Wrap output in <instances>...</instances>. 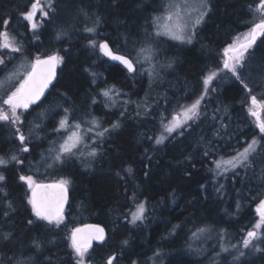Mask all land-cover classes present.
<instances>
[{"label": "trees", "instance_id": "obj_1", "mask_svg": "<svg viewBox=\"0 0 264 264\" xmlns=\"http://www.w3.org/2000/svg\"><path fill=\"white\" fill-rule=\"evenodd\" d=\"M171 1L39 0L48 15L40 11L33 29L22 13L35 0H0V31L14 36L20 48H0V78L25 58L62 57L51 92L23 112L21 131L28 142L22 145L16 128L0 121V156L12 151L23 161L0 168L6 177L0 182V264H76L71 232L88 222L107 230L106 239L89 248L88 264H107L113 255L114 264H151L154 256H159L156 264H210L208 255L197 258L187 249L195 232H225L233 243L255 223V208L264 197V133L248 109L252 95L264 101V35L248 52L240 80L225 73L205 94L203 81L223 66V49L253 25L260 0H207L205 20L190 43L153 35L156 18ZM102 41L132 60L150 48L154 63L146 70L135 64L129 72L105 56ZM107 89L118 102L108 104ZM201 96L199 115L157 144L161 119L167 124ZM65 115L69 121L96 115L107 131L93 159L82 163L75 152L40 175H63L69 183L65 222L54 229L35 217L20 176L57 152L52 145L62 140L64 132L56 129ZM115 123L119 127L113 128ZM254 139L255 151L238 170L217 171L216 161ZM24 146L29 151H22ZM140 202L147 207L145 219L132 224L130 213ZM238 264H264V239L243 250Z\"/></svg>", "mask_w": 264, "mask_h": 264}, {"label": "snow or ice", "instance_id": "obj_2", "mask_svg": "<svg viewBox=\"0 0 264 264\" xmlns=\"http://www.w3.org/2000/svg\"><path fill=\"white\" fill-rule=\"evenodd\" d=\"M51 7V4L48 5ZM180 5L172 4L170 8L175 9V11L169 12V14L164 17H157L156 20H163L162 23L158 25L160 29L163 30V34H167L171 36L172 39L184 41L187 38V41L191 42V37L187 36L188 25L183 21L180 12ZM190 7L192 12H197L198 15L194 21L195 24H199L201 19L204 16V12L201 9L207 8V0H198V3H194L192 5H188L186 0L184 4V8L188 9ZM257 10L261 13H264V0H260L257 5ZM38 11L43 12L44 16H47L48 13L43 11L42 8L39 7V0H35L31 4L30 10L26 13H22V16L25 20L31 22V27L33 29L37 28V24L35 23L36 13ZM175 20V22H173ZM9 24L8 20L3 21L4 29H7ZM86 31L93 32L94 28H87ZM158 34H161L158 32ZM259 35H264V18L260 19L259 22L253 23L249 32L243 34V39L241 41L240 37H237V40L230 44L224 50V69L230 71L233 76H235L238 80L241 79V76L238 72L239 68L244 66V56L249 48L255 43L257 37ZM95 46V42L92 41ZM0 48L9 49L13 52H19L20 48L16 46L15 37L10 36L9 32L4 30L0 31ZM100 50L110 59L114 61H119L123 64L129 72H134L135 62L128 58L125 55L115 54L109 48L107 43H101L99 45ZM150 51L151 49L140 50L141 54H145V59H150ZM62 57L56 55L47 56L44 59L37 57L34 61L30 63V71H27L24 78L19 82V85L15 88L14 91H11L10 94L7 95L6 99H3L2 104L6 106L0 107V121L10 122L12 124L20 123V115L18 113L19 109H27L29 105L34 104L39 98L43 95L44 90L48 87V85L52 82L55 77V70L57 64L60 63ZM0 63H3V60L0 59ZM217 75L216 72H211L203 81L205 85V91H207V86L212 82V80ZM15 76V73L11 74L4 81H0V89H3L6 84L11 81ZM243 82V81H242ZM248 85L245 84V88ZM112 89H107L103 91V96L109 97L112 93ZM249 93L251 90L249 89ZM203 99V96L197 98L191 105L184 107L180 112L176 113L172 116V119L167 123H163V118L161 119V123L163 125L164 131L171 134L177 128L182 127L184 124H187L189 120H193L195 117L199 115V106L200 102ZM264 110V101H258L255 95L251 96V107H249L248 112L249 115L254 117L256 120L257 127L259 128L261 133H264V119L261 118V111ZM67 113V110H65ZM123 114V113H122ZM91 127L87 128L86 131H82V125L79 122L69 123L68 115H65L59 121V127L56 131L64 130L67 135L63 141V143L59 146V151L55 156V160L61 161L63 156L73 155L76 151H78L81 145H84L86 133L93 132L94 128H99L100 125L96 121L95 118L91 121ZM113 128L119 127L118 123L112 125ZM104 131L97 132V136H103ZM19 133V129H17ZM19 141L23 145L25 142V136L21 133L18 136ZM166 137L161 134L159 138L156 139V143H163ZM257 141L254 139L248 147L244 148L242 152H238L235 156L230 159L220 161H216L217 169H222L223 171H228V168L235 169L237 166L245 163L249 155L252 151H255V145ZM22 151L27 152L28 148L25 146L22 148ZM89 155H95V151L89 153ZM11 161H15L20 164L23 161L19 160L16 156H11ZM10 161L5 159L3 156H0V167H6ZM131 172V169H128ZM6 178L4 175L0 174V182L4 181ZM20 180L27 184L28 189L31 192V195L28 196V203L31 205L32 211L38 219L46 220L49 223L55 222L59 225L63 219V209L64 204L67 200V181L60 180L56 184L52 185H44L36 183L32 176H20ZM2 191V189H0ZM8 193H4L6 197ZM8 207H11V203L9 202ZM145 211V207L143 204H139L132 215V222L134 223L136 220H141L143 218ZM257 213L260 216L261 223H257L255 228H261L264 225V200L259 202L257 207ZM5 216L8 215L7 212L4 213ZM32 221H29L31 224ZM200 231H203L201 229ZM7 238V237H6ZM257 238L256 231H249L247 233V237L244 239L243 244L245 247L249 246L254 239ZM104 239V229L99 226H85L84 228H76L73 229L71 233V248L73 249L76 257V264H88L86 257L88 255V250L91 247L92 240L103 241ZM126 243V241H125ZM115 257H110L107 261V264H113Z\"/></svg>", "mask_w": 264, "mask_h": 264}, {"label": "rangeland", "instance_id": "obj_3", "mask_svg": "<svg viewBox=\"0 0 264 264\" xmlns=\"http://www.w3.org/2000/svg\"><path fill=\"white\" fill-rule=\"evenodd\" d=\"M186 2L190 6V5L194 4V3H198V0H186ZM172 4H178V5L181 6L180 9H179L180 12H181V16L183 18V21L186 22L187 25H188V30H187V34L186 35L187 36H190L191 39H192V37L194 36L195 31L197 30V27H199L200 24H202L204 22V20H205V14H206V10L208 9V5H207V8L201 9V11H203L205 14H204L203 18L201 19L200 23L199 24H195L194 21H195L197 15H198V13L197 12H192L191 9H190V7L188 9H185L184 8L185 0H172L167 6L164 7V9L162 10V14L159 17L164 18V17H166L169 14V12L175 11V9L170 8V5H172ZM39 14H40V11H38L36 13L35 21H36V18H37V16ZM257 15H258L257 16V19H255V22L254 23L259 22L260 19L264 18V13H261L260 11H258V14ZM162 22H163L162 19L160 21H156L155 22V24H154V26L152 28V32H153L154 37H156V38H158V37H165V38H169L171 40L177 41V42H185V41H187V38L184 41H181V40L172 39L171 36H169L167 34H163V30L158 27V25L160 23H162ZM173 22H175V20ZM250 28H248L246 31L242 32L241 34L236 35L235 38H234V41L232 43H230V44H233L237 40V37H240L241 38V41H242L243 34L249 32ZM158 32H160L161 34H158ZM258 37H257L256 41L258 40ZM256 41H255V43H256ZM102 42H100V44ZM230 44H228L225 48H227ZM254 44L252 45V47L254 46ZM252 47L249 48L248 51L245 53L244 62H243L244 66L242 68H239L238 69V72H244L245 73V71H246L245 70V67H246L245 66V58L247 57V54L252 49ZM225 48L222 51V59H221L222 62H224V59H225V56H224V50H225ZM149 55H150V59H145V54L139 53L137 55V57L133 59V61L142 70L149 69L150 64L151 63H154L152 61V59H151L154 56L153 55V50L150 51V54ZM0 59L3 60V58L1 57V55H0ZM29 61L30 60L28 58L23 59V61L19 65H17L15 68L9 69L6 73H3V77L0 78V81H4L11 74L15 73L14 78L11 79V81H9L3 89H0V107H4L5 110H7L6 109V106H4L2 104L1 99L3 97H4V99H6L7 98V95L10 94L11 91H14L15 88L19 85V83L17 82L18 83L17 86L14 89L9 90V87H12L13 86L12 84L15 83L16 82V79H18L21 76V74L24 71V69L28 65H30L29 64ZM32 61H34V60L32 59ZM32 61H30V62H32ZM60 63H61V61H60ZM1 64L2 63H0V67H1ZM154 67H157V66H154ZM28 71H30V67H28ZM214 72H216L217 75L215 76V78L212 80V82L209 85H212L213 81L216 82V83L218 81L219 82L222 81L223 80L222 79V76L225 73H231L230 71L224 69V66H222L219 70L214 71ZM26 73H25V75H26ZM24 76H22L21 80L24 78ZM203 92L205 94V90L204 89H203ZM113 96H114L113 94L110 95V98L111 99H108L109 101H107L109 105L112 104V103H114V102H118V100H115L116 98H114ZM32 105H34V104L29 105L28 108H30ZM250 107H251V105H250ZM24 111H25V109H19L18 110V113L20 115V120H21L20 123H16V124H12L11 123L16 128V133L18 135L21 134V133L24 134L23 131H21V126L24 125V121L22 122V116H23V112ZM180 111L181 110H179L178 112H180ZM93 118L96 119V121L99 123L100 127L99 128H94L93 132H91V133H86L84 145H81L80 149L78 151H76L78 153V156L80 157V160H81L82 163L83 162H86V161H88L90 159H93L96 156V154H97V145L99 143V139H101V137H103V136H97L96 133L97 132L104 131V130L101 129L102 121L96 115H92V116H90L88 118H85L84 120H80V121H77V120L69 121V123H74V122L81 123V125H82V129L81 130L82 131H86L87 128H89V127L92 126L91 125V121L93 120ZM261 118H262V111H261ZM253 119H255V118L253 117ZM190 121L191 120H189L187 123H189ZM255 122H256V120H255ZM184 125H186V124H184ZM256 126H257V124H256ZM58 127H59V125H58ZM182 127H180V128H182ZM180 128H177L175 131H177ZM17 129H19V133L17 132ZM60 131L64 132V133H61V136H62L61 142L52 145L53 146L52 151H54L56 149L57 152L50 153L49 156L47 155L48 158L42 159V161L40 163L37 161L39 164H42V165L45 164L44 167H42L39 164H35V167L34 168H32V167L30 168V170H33V172L28 171L30 174H26L25 175V176H32L33 180L36 183L37 182H41V181H48V180H56V181L65 180V181H67V186L69 187L68 180L63 175L61 176V179L60 178L54 179V178H51V177H45V178H41L40 177V175H44V174L49 173V169L50 168L52 169L54 167L53 165L55 163H60V162L63 161L64 156L62 157L61 161L55 160V156H56V154L59 151V146H60L61 143H63V141H64V139H65V137L67 135V133L64 130H60ZM161 134H163L165 137H167L169 133L165 132L164 129H163ZM25 138H26L25 139V142H28L29 139L27 138V136H25ZM93 150L95 151V155H89V153L92 152ZM28 151H29V148H28ZM242 151H240V152H242ZM237 153L233 154L232 156L224 157L222 159H224V160L230 159L233 156H235ZM44 157L45 156H43V158ZM10 158L11 157H5V159H8V160H11ZM13 162L16 164L15 161H13ZM241 165H239V166H241ZM239 166H237L235 169H232V168L229 167L228 168V171H223L222 169H217V167H216V169H217L218 172H220L222 174H225V173H228V172H231V171L238 170V167ZM24 184L26 185V194H27V197H28V196L31 195V192L28 189L27 184L25 182H24ZM262 200H264V197L262 198ZM139 204H143L144 207H145L144 215H143V218L141 220H136L133 223L132 222V215H131V213L136 210V208H137V206ZM258 205L255 208V211H256V221H255V223L252 226H250V227H248V228H246L244 230L243 235H242V238L240 240H237V241H235L233 243H230L228 241V238H227L228 235L225 232L220 233V234L211 235V233L209 234V232L206 231V230L205 231H200L199 230V231L195 232L192 235L190 245L187 246V249L192 254H196L197 258H202L203 256L208 255V257L210 259V261H208V262H210V264H220V263H224V264L225 263L226 264H229V263H231V264H238V260H239L240 253L243 250L248 249V248H254L255 246H259L260 245V242L264 239V225H262L261 228H255V225L257 223H261L260 216L257 213V207H258ZM146 212H147V207H146V204L144 202L136 203L135 208L130 213V222L132 224H136V223L144 220L145 219V216H146ZM64 222H65V219H64V216H63L62 222L59 225H57L55 222L50 223V225H51V227L53 226L54 229H57ZM253 230L256 231L257 238L254 239L252 241V243L249 244V246L245 247L244 244H243V241L247 237V233L249 231H253ZM158 259H159V256H154V257H152L150 259L149 263L156 264V262L159 261Z\"/></svg>", "mask_w": 264, "mask_h": 264}, {"label": "water", "instance_id": "obj_4", "mask_svg": "<svg viewBox=\"0 0 264 264\" xmlns=\"http://www.w3.org/2000/svg\"><path fill=\"white\" fill-rule=\"evenodd\" d=\"M102 43H107L109 45V48L112 50L113 53L115 54H120V55H125L127 56L128 58H130L128 55L126 54H123V53H119V52H116L113 47L109 44L108 41H103ZM108 57V56H107ZM46 57H43L41 59H44ZM110 59V57H108ZM131 59V58H130ZM113 63H117V64H121L119 61H114L112 59H110ZM123 65V64H121ZM59 71H60V65L59 63L57 64V67H56V70H55V77L54 79L52 80V82L48 85V87L44 90V93L43 95L39 98V100H37L36 102H40L42 100H44L48 94L51 92L53 86L55 85L57 79H58V75H59ZM57 182L59 181H56V180H48V181H41V182H37L38 184H44V185H52V184H56ZM66 188H67V192H66V195H67V200L64 204V209H63V215L66 213L68 207H69V204H70V200H71V193H70V189L68 188V186L66 185ZM85 226H99L100 228H103L104 229V239L103 241L106 239L107 237V230L106 228L102 225V224H99V223H94V222H88V223H85V224H81V225H78L77 227H75L74 229L76 228H84ZM73 231V230H72ZM103 241H99V240H92L91 242V246L94 244V243H97V242H103ZM112 257H115V260H116V255H113ZM2 260V254L0 253V262ZM115 260L113 261V264L115 262Z\"/></svg>", "mask_w": 264, "mask_h": 264}, {"label": "flooded vegetation", "instance_id": "obj_5", "mask_svg": "<svg viewBox=\"0 0 264 264\" xmlns=\"http://www.w3.org/2000/svg\"><path fill=\"white\" fill-rule=\"evenodd\" d=\"M9 156H13V153H12V151H10V153H6L5 155H3V157L5 158V157H9ZM15 156V155H14ZM17 157V156H16ZM11 163L13 162V161H11V160H9ZM10 162L8 163V164H10ZM17 164V163H16ZM0 168H2V167H0ZM0 174H2V171L0 170ZM25 176V175H24ZM6 178V177H5ZM3 182V181H2Z\"/></svg>", "mask_w": 264, "mask_h": 264}, {"label": "bare ground", "instance_id": "obj_6", "mask_svg": "<svg viewBox=\"0 0 264 264\" xmlns=\"http://www.w3.org/2000/svg\"><path fill=\"white\" fill-rule=\"evenodd\" d=\"M106 56V55H105ZM107 57V56H106ZM108 58V57H107ZM110 60V59H109ZM125 67V66H124ZM85 224V223H84ZM2 254V253H1ZM3 257V256H2ZM109 259V258H108ZM108 261V260H107Z\"/></svg>", "mask_w": 264, "mask_h": 264}]
</instances>
